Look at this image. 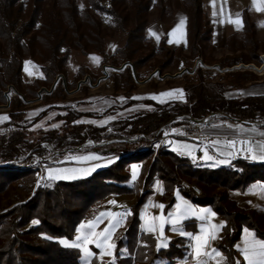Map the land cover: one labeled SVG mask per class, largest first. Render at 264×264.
Listing matches in <instances>:
<instances>
[{
	"label": "trees",
	"instance_id": "trees-1",
	"mask_svg": "<svg viewBox=\"0 0 264 264\" xmlns=\"http://www.w3.org/2000/svg\"><path fill=\"white\" fill-rule=\"evenodd\" d=\"M86 1L90 4L89 8H80L76 0H0V105L6 104L5 92L10 86L24 99H31L36 97L37 83L48 88L58 75L66 77L72 51L83 56L91 53L106 56L105 42L109 34L93 11L110 18L116 30L125 34V42L117 49L115 56L119 63H132L137 76L139 70L151 60L156 62L154 67L161 71L172 66L175 52L167 48L164 40L156 46L147 35L149 13L153 6L151 0H104L105 3L102 0ZM183 1L187 15L190 58L203 59L204 50L213 49L210 23L203 12L201 0ZM156 6L161 20L165 7L162 1ZM167 7L172 14L169 2ZM176 7L180 8L178 1ZM242 19L244 38L234 33L229 38L228 46L232 53L247 49L248 54L224 57L221 62L227 64L221 65L222 68L238 63L249 64L259 58L255 25L250 21L247 11H244ZM158 56H162L165 61H158ZM27 61L38 65L43 74L42 79L31 85L23 81ZM116 64L114 62L113 65ZM196 72L201 75L202 69ZM227 74L243 77L244 84H252L256 80L252 72ZM111 78L113 91H123L129 97L135 88L131 69L126 67L111 75ZM23 106L17 96L13 97L8 113L11 122L25 114L19 111ZM157 108L136 118L130 134L153 135L162 125L180 115L204 117L212 112H222L239 120H264V95L227 99L220 89L211 96L199 92L196 96H187L185 103L176 102L170 104V107ZM61 120L62 125L48 131L44 137L57 142L59 147L69 139L70 145L82 143L85 139L82 133L87 126L74 123L76 118L69 112ZM20 144L27 146L24 132L15 131L2 137V159H16L20 153L17 146ZM127 145L116 151L119 159L107 168L84 179L55 181L51 187L37 186L26 202L0 213V264H82L78 249L62 247L57 240H73L79 224L91 218L97 204L106 197L132 193L133 188L128 185L127 168L132 163H144L146 160H149V165L142 171L145 175L143 184H151L156 177L162 180L168 206L173 202L172 191L178 188L196 204L211 206L222 218L225 227L217 249L224 254L227 264H237L235 244L243 228L252 230L256 237L264 239V213L257 209L240 208L229 196L230 191L245 192L255 182L264 183V163L238 159L228 166L209 168L194 165L189 159L163 147L155 150L143 138ZM22 173L24 176H34L32 171ZM18 178L13 171L0 172V193ZM30 180L33 182L35 178ZM183 181L190 186L198 185L200 194L196 195L192 189L185 188ZM218 189L225 191L220 193ZM148 194L139 195L130 209L132 215L129 216L128 226L116 240L115 264L182 256L183 249L179 240L171 241L166 250L158 252L152 237L141 236L140 241L143 240L145 245L138 244L139 212ZM33 220L38 223L32 225ZM122 248L129 251V256L118 255Z\"/></svg>",
	"mask_w": 264,
	"mask_h": 264
},
{
	"label": "rangeland",
	"instance_id": "rangeland-1",
	"mask_svg": "<svg viewBox=\"0 0 264 264\" xmlns=\"http://www.w3.org/2000/svg\"><path fill=\"white\" fill-rule=\"evenodd\" d=\"M102 1L105 3L104 0ZM151 1L153 6L149 13L147 35L152 38L156 46L164 40L167 48L175 52V58L173 59L172 66L163 71L154 67L156 65L154 60H151L141 68L138 76L135 71L136 78L132 74L135 88L129 97L123 91L117 93L113 91V81L111 78V75L121 72L115 71L112 68H119L124 64L119 63L115 54L117 49L124 44L126 36L116 30L111 19L94 11L92 13L109 34L105 42V57L97 53L83 56L76 51H72L69 57L70 60L68 61L66 77L63 76L65 85L62 80H59L52 92L42 91L39 93L42 88L50 90L53 83L48 88L37 83L38 90L35 94L36 97L25 99V101L29 102H25L21 97L17 96L24 104L23 108L19 111H23L25 114L19 115L20 119L15 122H11L8 115L12 99L15 97L12 86L8 87L11 88L9 93L10 102L6 108H0V117L7 116L9 119L0 122V142L2 137H7L9 133L20 131L26 133L27 146L24 144L17 146L20 153L14 160H3L2 156H0V172H5L6 170L13 171L19 177L5 191L0 193V213L9 210L17 204L26 202L32 196L38 181L39 186L51 187L55 181L44 180L41 177L47 175L48 168H61L68 165L73 155L90 154L100 157L102 153L106 154L107 158H111L117 150L126 148L127 144L131 143L119 140L134 136L130 132L133 129V123L136 118L157 110V107H170V104L176 102L185 103L187 96H196L199 92L211 96L220 89L223 90L227 99L235 100L253 94L264 93V63L261 62V57L264 56V11H256L257 6L264 7V5H260L259 0L257 5H253L252 0H215L214 4L213 0H201L203 12L212 29L211 45L213 46V49L206 48L204 50L203 59L190 58V52L187 47V36L182 35L180 30L169 36V33L179 24L176 21V17H178L176 15L181 14L187 17L184 1ZM159 1H162L163 7H165L161 20L156 6ZM177 1L180 3V8L176 7ZM76 2L80 8L90 7V4L86 0H76ZM168 2L172 7V14L167 7ZM244 8H247L250 19L256 26L259 58L249 64L238 63L234 65H253L254 67H240L239 69L230 71L234 66L222 68L221 65H226L227 63H222L221 59L226 56L240 57L241 55L247 56L248 54L247 49L246 51L232 53L228 46L229 38L233 33H238L242 39L244 38V25L241 14ZM213 11L217 13L215 17L213 16ZM238 18L242 21L241 24L235 23ZM150 29L159 36V40H157L156 35H149ZM169 40H172L173 43H168ZM92 57L98 58L99 62L94 61ZM157 60L160 62L165 61L162 56H158ZM114 62L117 64L113 65ZM197 62L198 66L194 69ZM104 66L110 67L107 69L109 76L106 78H103ZM199 68L202 69L201 75H198L196 72ZM28 70L32 72V75L29 76L23 70V81L25 84L31 85L34 81L43 78L38 65L31 62ZM242 71L252 72L253 78L256 79L255 82L244 84L243 77L227 74L229 72L239 73ZM84 79L86 80L85 83L77 88L78 83ZM175 89L183 90L184 95L182 98L168 99L160 96L161 93ZM54 91L56 92L54 93ZM39 95L40 98H38ZM153 96L158 97V99H152ZM6 104L0 106H5ZM68 112L76 118L74 123L87 126L82 133L85 139L76 146L70 145L69 139L59 147L57 142L50 141L44 135L62 124L61 118L66 117ZM188 116L201 118L193 115ZM255 122L264 123V120L258 119ZM185 124L187 123H176L168 129L174 127L183 128ZM40 140L44 141L39 142ZM87 141H93L101 145L93 146L86 144L81 147ZM124 143H127L126 146H123ZM152 146L156 150V146ZM114 159L111 158L112 161ZM147 165H149V160L142 163V171ZM25 171L34 172V176H24L22 172ZM33 177L35 180L31 182L30 179ZM142 183L143 180L140 177L138 182L134 185L132 184L131 187L136 189L138 186L141 187ZM185 183L183 181V184ZM188 185L190 186V184ZM194 186L199 188L198 185ZM224 191L222 189L217 190L220 193H224ZM232 195V191H230L229 196L231 197ZM118 255L120 257H127L129 256V251L123 248L119 250ZM152 259L148 258L144 264H162L164 261L163 259L159 263L160 259ZM151 260L152 262H150ZM116 261L115 254L114 257L105 256L102 259L99 255H95L94 258H89L87 264H115ZM81 263L86 264L84 256L81 257ZM171 263L174 262L171 261Z\"/></svg>",
	"mask_w": 264,
	"mask_h": 264
},
{
	"label": "crops",
	"instance_id": "crops-1",
	"mask_svg": "<svg viewBox=\"0 0 264 264\" xmlns=\"http://www.w3.org/2000/svg\"><path fill=\"white\" fill-rule=\"evenodd\" d=\"M244 11H247V8H244L241 12L242 17ZM248 13V11H247ZM176 21H179L181 19H184V24L180 28V31L182 35L184 34L187 36V17L181 14H177ZM249 16V13H248ZM250 18V16H249ZM243 20V19H242ZM251 21V19H250ZM252 22V21H251ZM253 23V22H252ZM254 24V23H253ZM255 25V24H254ZM256 27V26H255ZM234 34V33H233ZM70 60V58H69ZM264 93H260L258 95L253 94L249 96H263ZM248 97V96H247ZM246 120H239L237 118H233L230 116L218 118L216 121L206 127H204L202 132V137H198L196 135H193L183 129L182 127H174L167 130L168 137L164 143V147L166 150L180 156L183 158H187L193 163L194 165H202L209 168H219L230 165L233 161L242 159L246 160L251 163H264V161H261L259 159L253 160L247 152L241 151V145L239 141L241 140H248L250 142V145L253 147H256L262 143H264V124L262 122H255V121H247V123L243 122ZM62 124L57 126L56 129H58ZM230 140L237 141L236 149L234 151V154L232 156L226 155L228 152H233V149L226 147V143ZM218 142L216 144H213V142ZM184 145H194L195 146V152L194 155L197 157L196 160H193L191 157H189L186 154H180L182 151H184L183 146ZM175 149V150H173ZM204 151H207L210 155L214 157V161L205 162L201 159L204 155ZM115 152L114 155L111 156V158H116L112 163L117 161L120 156H118ZM100 154V153H99ZM92 156L90 154H76L71 157V160L68 165L61 167L60 169L67 168V169H88V172H81L78 173V178L76 179H61L56 181H75L79 179H84L95 172H98L102 169L107 168L112 163H108L111 158H107L106 154H100L99 160H78L75 159L76 157H87ZM97 156V155H95ZM99 157V156H98ZM220 161H227L225 163H220ZM99 164L100 167H96L93 169V166ZM214 164V166H213ZM133 166H139V173L137 176V179L135 182L132 181V167ZM127 171L129 173V180L128 185L131 187V185L138 182V180L141 179L144 180L145 175L142 173V163H132L127 168ZM157 184L161 186L163 191L157 190ZM185 188H190L188 184H183ZM133 188V187H131ZM145 188V189H144ZM148 192L144 204L142 205L140 212H139V233H138V244L139 245H145V242L141 239V236H149L152 237L155 240V246L157 245V236L160 235L159 228H157V232L155 234H149L144 231V225L146 220L150 223L151 217L154 216H163L165 218L168 217L169 213H173L176 209V205L180 204L182 201L187 202V204L191 205L194 212L190 214L187 218L183 219L181 222L180 227L183 229L184 232L191 233L193 235H200V229L201 228H208L209 221L207 220H201L199 219V215L201 210L207 209L211 212L215 213L214 218L211 220V224H220L223 223L225 225V222L222 220V218L214 211V209L211 206H203L196 204L190 197H188L186 194H184L180 189L175 188L172 193L171 197L173 199V202L171 205L168 206L169 202L167 199H165V187L162 180L159 178H155L153 182L147 186H145L143 183L140 186H138L136 189L133 188L132 193L128 194H121V195H110L99 202L96 211L94 215L91 218L85 219L83 222L79 224V226L83 223L86 224L89 221L95 220L97 217L100 216V213H121L128 211L130 212L131 207L136 203L137 198L139 195ZM231 199L234 200L237 205L240 208L243 209H257L260 212L264 213V183L262 182H255L246 189L245 192H239V191H232ZM114 201L115 203H110ZM152 205H164V208L161 210L159 207H154ZM130 216V215H129ZM129 216H127L122 225L117 227L113 232V242L116 244V240L121 234L125 231V229L128 226V220ZM108 219L109 217L102 218V222L99 223V225L96 227L95 231L100 232L104 228L108 226ZM159 225V221L156 222ZM78 226V227H79ZM77 227V228H78ZM248 228H243L239 240L235 244V250L237 253L236 257V263L237 264H247V262L244 260L243 253L240 251L241 248L244 247L243 240H244V230ZM77 230V229H76ZM249 231L253 232L252 230L248 229ZM84 231H88V229H84ZM254 233V232H253ZM77 231L74 233L73 240L68 241L69 243L75 241V237L77 235ZM163 236L166 239L167 247L160 248L159 250L156 247V252L158 251H164L168 248L171 241L179 240V245L182 247V256H177L174 258H165L159 260V263H161V260L164 259L162 264H195V261L192 259V245L194 241H192L189 237L181 235L179 232H174L172 230V227L170 224H165L163 228ZM256 236V235H255ZM223 237V229L219 230V234L217 239L211 241V246L209 248V252L211 250L217 249L218 244L221 242ZM257 239H260L256 237ZM65 239L57 240L58 243L65 248H72V247H66L65 245L61 244L60 241ZM264 240V239H261ZM184 243V244H183ZM78 249V248H74ZM90 251L93 253H99V249L95 247V245H89ZM123 249V248H122ZM81 253V257L84 256V253L78 249ZM121 250V249H120ZM218 250V249H217ZM220 252V251H219ZM223 256V264H227V260L222 252H220ZM114 254H116V249L114 250ZM95 256V255H94ZM92 256L91 258H94ZM208 257H205L206 259ZM214 261V264H217V260H219L218 257L212 258ZM174 262V263H171ZM140 264H144L145 262H139Z\"/></svg>",
	"mask_w": 264,
	"mask_h": 264
},
{
	"label": "snow or ice",
	"instance_id": "snow-or-ice-1",
	"mask_svg": "<svg viewBox=\"0 0 264 264\" xmlns=\"http://www.w3.org/2000/svg\"><path fill=\"white\" fill-rule=\"evenodd\" d=\"M215 0H213L214 4ZM253 5L258 4V0H252ZM260 5H264V0H259ZM222 11V8H221ZM256 11H264V7L257 6ZM216 12L213 11V16H216ZM239 16V14H237ZM110 19V18H109ZM235 23L241 24L242 21L238 18ZM184 24V19H181L179 21V24L176 28H174L170 33L169 36L173 35V33L180 30V28ZM149 35H156L157 40H159V36L153 31L149 30ZM168 43H173L172 40H169ZM94 61L97 63L98 58L92 57ZM31 64L30 61L25 62L24 71L31 76L32 72L28 70L29 65ZM184 95L183 90L181 89H175L172 91L161 93V97H165L168 99H180ZM152 99H158V97L153 96ZM9 119L7 116L0 117V122ZM39 127V125H37ZM264 135V133H262ZM218 142H213V144H216ZM241 145V151H245L248 153V155L253 159H259L261 161H264V143L253 147L250 145V142L248 140H241L239 141ZM237 141L230 140L226 143V147L233 149V152H228L226 155L232 156L234 154V151L236 149ZM184 151H182L180 154H186L189 157H191L193 160H196L197 157L194 155L195 152V146L192 145H184L183 146ZM175 150V149H173ZM75 159L78 160H99L100 157L92 155L87 157H76ZM201 159L205 162L214 161V157L210 155L207 151H204L203 157ZM112 160H109L108 163H112ZM227 161H220V163H225ZM101 165L96 164L93 166V169L96 167H100ZM214 166V164H213ZM88 169H67V168H48L47 169V175L41 177V179L48 180V181H56L61 179H76L78 178V173L81 172H88ZM132 181L135 182L137 179L138 173H139V166H133L132 167ZM37 186L39 187V181ZM157 190L163 191L161 186L157 184ZM110 203H115L114 201ZM154 207H159L161 210L164 208V205H152ZM194 210L192 209L191 205L187 204V202H181L180 204L176 205V209L173 213H169L168 217L165 218L163 216H154L151 217V222L149 223L148 220H146L144 225V231L149 234H155L157 232V228H159L160 235L157 236V249L165 248L167 247L166 239L163 236V228L165 224H170L172 227V230L174 232H179L183 236L189 237L192 241H194L192 245V259L195 261V264H206L205 257L213 258L218 257L219 260H217V264H223V256L217 249H212L211 252H209V248L211 246V241L217 239L219 230L223 229L225 225L223 223L220 224H211V220L214 218L215 213L211 212L210 210L204 209L201 210L199 219L201 220H207L209 221V227L208 228H201L200 235H193L191 233L184 232L183 229L180 227L181 222L183 219L187 218L190 214H192ZM132 215L131 212L125 211L121 213H100V216L97 217L95 220L89 221L86 224H81L77 228V235L75 237V241L69 243L67 240H61L60 243L65 245L66 247H72V248H78L84 253V259L86 261V264L90 257L94 255H99V257L102 259L105 256L108 257H114V250L116 249V244L113 242V232L114 230L121 226L124 219ZM109 217L108 219V226L104 228L100 232H96L95 229L99 225V223L102 222V218ZM159 221V225L156 223ZM37 220H33L32 224H37ZM84 229H88V231H84ZM244 247L240 249V251L243 253L244 260L247 262V264H264V240L257 239L255 234L248 229L244 230V240H243ZM89 245H95L97 249H99V253H93L89 249Z\"/></svg>",
	"mask_w": 264,
	"mask_h": 264
},
{
	"label": "built area",
	"instance_id": "built-area-1",
	"mask_svg": "<svg viewBox=\"0 0 264 264\" xmlns=\"http://www.w3.org/2000/svg\"><path fill=\"white\" fill-rule=\"evenodd\" d=\"M218 117H223L219 114V112H213L211 114H208L201 118H192L188 115H182L175 117L174 119L170 120L168 123L162 125L154 134L153 136L150 135H144V134H138L134 136L125 137V139H121L119 141L121 142H128V143H134L138 139L143 138L145 139L150 145H155L156 150L164 147V143L168 137L167 130L169 127L174 126L176 123H187L183 126V128L188 131L189 133L196 135L198 137H202V132L204 127L214 123ZM247 123V121H243ZM93 145V146H100L101 144L95 143L93 141H87L85 144H83L81 147L85 145ZM191 189L196 195L200 194V189L196 186H191ZM206 264H214V261L212 258H206L205 259Z\"/></svg>",
	"mask_w": 264,
	"mask_h": 264
},
{
	"label": "water",
	"instance_id": "water-1",
	"mask_svg": "<svg viewBox=\"0 0 264 264\" xmlns=\"http://www.w3.org/2000/svg\"><path fill=\"white\" fill-rule=\"evenodd\" d=\"M261 62L264 63V56L261 57ZM197 66H198V62L195 64L194 69H195ZM125 67H130L131 70H132V74H133L134 78H136V75H135V69H134L133 65H132L130 62H126V63H124V64L121 65V67H119V68H112V69H114L115 71H122ZM240 67L248 68V67H254V66H253V65H247V66H246V65H242V64H240V65H238V66H234L232 69H230V71L235 70V69H239ZM109 68H110L109 66H104V69H103L104 77H103V78H106V77L109 76V73L107 72V69H109ZM59 80H62L63 84L65 85V80H64L63 75H58L57 78H56V80L53 82V84H52L50 90H48V89H46V88H42V89L39 91V93L42 92V91H43V92H48V93L52 92L53 89H54V87L56 86V84L59 82ZM85 81H86L85 79H84V80H81V81L78 83L77 88L80 87L82 84H84ZM12 89H13V91H14V95H15V96H19V97H21V98L25 101V99L23 98L22 95L18 94V93L15 91V89H14L13 87H12ZM10 91H11V88H8V91L5 93V96H6V99H7V104H6L5 106H0V108H6V107L8 106V104H9V102H10V97H9V93H10ZM38 98H40V95L38 96ZM25 102H29V101H25ZM219 114H220L221 116H223V117H227V115H225V114H223V113H221V112H219ZM263 124H264V123H263Z\"/></svg>",
	"mask_w": 264,
	"mask_h": 264
}]
</instances>
